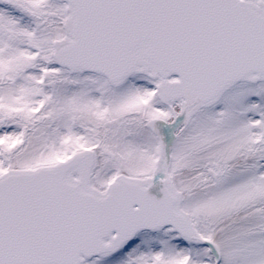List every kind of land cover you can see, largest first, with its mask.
I'll list each match as a JSON object with an SVG mask.
<instances>
[{
    "label": "snow or ice",
    "instance_id": "snow-or-ice-1",
    "mask_svg": "<svg viewBox=\"0 0 264 264\" xmlns=\"http://www.w3.org/2000/svg\"><path fill=\"white\" fill-rule=\"evenodd\" d=\"M0 264H264V0H0Z\"/></svg>",
    "mask_w": 264,
    "mask_h": 264
}]
</instances>
